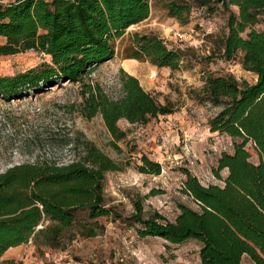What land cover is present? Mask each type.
Here are the masks:
<instances>
[{
    "label": "trees",
    "instance_id": "obj_1",
    "mask_svg": "<svg viewBox=\"0 0 264 264\" xmlns=\"http://www.w3.org/2000/svg\"><path fill=\"white\" fill-rule=\"evenodd\" d=\"M152 2L184 25L194 8L207 14L226 11L224 30L212 38L204 58L229 61L239 57L254 80L231 74L207 73L189 95L215 108L208 131L231 140V151H221L211 169L221 184L204 185L184 169L182 193L196 203H179L173 220L154 213L144 217L137 202L129 217L141 237H160L178 244L200 243L198 264H264V0H0V56L36 51L49 57L35 67L0 75V98L18 99L39 94L63 82L82 83V115L100 114L116 140L125 136L118 121L146 123L174 111L171 101L159 102L139 80L120 69V96H108L84 78L115 54V41L133 24L146 19ZM211 32L206 33L210 34ZM125 60L148 61L158 68L181 67L185 51L168 45L157 34L133 32L123 49ZM136 59V60H135ZM255 156V161L251 158ZM139 170L159 174L161 166L146 155ZM119 164L92 142L66 163L50 160L14 165L0 173V257L10 247L29 240L39 247L59 248L64 233L76 222L108 216L105 174ZM225 175L221 176L220 171ZM84 235H94V225ZM41 227L38 228V226ZM78 259V258H75ZM9 263V261H8Z\"/></svg>",
    "mask_w": 264,
    "mask_h": 264
},
{
    "label": "rangeland",
    "instance_id": "obj_2",
    "mask_svg": "<svg viewBox=\"0 0 264 264\" xmlns=\"http://www.w3.org/2000/svg\"><path fill=\"white\" fill-rule=\"evenodd\" d=\"M226 11L217 9L207 14L194 8L189 22L181 25L176 19L152 2L148 17L128 27L115 41V54L95 66L84 78L85 83L97 84L112 98L120 96V69L135 76L141 86L159 102L171 101L174 111L158 115L146 123L130 124L118 121L125 136L116 140L107 130L100 114L91 118L82 115L84 97L82 83L63 82L39 94L18 99L0 98V173L21 163L50 160L66 163L79 156L86 142H92L115 160L120 170L105 174L104 193L108 216L86 219L77 212L74 226L64 233L59 248L39 247L33 240L15 247L9 259L0 264H43L57 255L78 258L92 264H198L200 243L186 240L170 243L160 237H141L139 226L128 218L138 202L144 217L154 213L173 220L179 212L178 204L197 208L195 202L182 193L184 169H189L202 184H221L211 169L221 151H231L229 137L208 131V118L215 108L200 104L189 95L190 88H198L207 73L231 74L237 80L252 82L254 75L243 70L239 57L224 61L208 55L212 38L224 30ZM210 26V27H209ZM210 28V34L205 35ZM264 29V21L254 25ZM155 33L168 45L181 48L186 55L176 70L158 68L148 61L127 63L124 47L131 33ZM186 32V40H178L173 33ZM4 38L0 37V43ZM49 57L36 51L0 56V75H13L35 67ZM155 71V76L152 72ZM146 155L161 166L159 174L143 173L140 157ZM255 161V156L251 158ZM224 176L225 171L221 170ZM94 225V235L87 236L86 226ZM41 225L38 226V228ZM9 261V263H8ZM242 264H253L246 256Z\"/></svg>",
    "mask_w": 264,
    "mask_h": 264
},
{
    "label": "built area",
    "instance_id": "obj_3",
    "mask_svg": "<svg viewBox=\"0 0 264 264\" xmlns=\"http://www.w3.org/2000/svg\"><path fill=\"white\" fill-rule=\"evenodd\" d=\"M210 27V26H209ZM208 27V32H210V28ZM207 32V33H208ZM174 37L180 41L188 39L189 35L183 31H176L173 33ZM156 72H152V76H155ZM43 264H92L84 260L75 259V258H68V257H61L54 255L48 258Z\"/></svg>",
    "mask_w": 264,
    "mask_h": 264
},
{
    "label": "crops",
    "instance_id": "obj_4",
    "mask_svg": "<svg viewBox=\"0 0 264 264\" xmlns=\"http://www.w3.org/2000/svg\"><path fill=\"white\" fill-rule=\"evenodd\" d=\"M125 62H127V63H136L135 61H130V60H125ZM15 247H17V246H15ZM15 247H10V248H8L5 252H4V254H3V256H2V258L1 259H9V257L12 255V253H14V248Z\"/></svg>",
    "mask_w": 264,
    "mask_h": 264
}]
</instances>
